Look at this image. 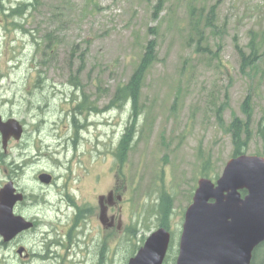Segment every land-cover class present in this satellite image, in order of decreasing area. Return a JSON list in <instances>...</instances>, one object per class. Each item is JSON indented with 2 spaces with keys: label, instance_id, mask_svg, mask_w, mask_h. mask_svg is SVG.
Here are the masks:
<instances>
[{
  "label": "rangeland",
  "instance_id": "obj_1",
  "mask_svg": "<svg viewBox=\"0 0 264 264\" xmlns=\"http://www.w3.org/2000/svg\"><path fill=\"white\" fill-rule=\"evenodd\" d=\"M156 1L38 0L21 20L5 23L0 14V115L23 128L21 139H9L5 149L0 138V187L12 180L26 196L17 212L36 221L32 231L14 241L30 259L20 262L13 243L8 249L0 246V264H50L40 263L39 254L48 241H64L65 235L54 232L70 225V200L92 210L78 227L87 241L80 251H91L85 264H94L100 250L101 264H126L141 237L157 226L159 191L172 198L171 247L164 262L172 264L196 181L204 169L213 182L221 174L233 149L226 128L233 118L244 120L241 105L247 95L252 116L246 154L264 153L258 134L264 58L241 70L238 53L248 52L253 37L264 42V0H166L155 13ZM190 5L203 8L200 20L216 5L215 28L201 30L208 51L197 48ZM148 41H155L156 60L140 95L137 130L143 134L120 166L113 151L128 123L129 105L103 109L116 86L129 79ZM82 93L96 112L74 113ZM224 103L225 128L215 117ZM73 115L80 128L73 127ZM42 171L53 175L51 186L38 181ZM101 194L115 201L104 203V225L98 220ZM49 252L66 264L81 259L71 257L67 247Z\"/></svg>",
  "mask_w": 264,
  "mask_h": 264
},
{
  "label": "water",
  "instance_id": "obj_2",
  "mask_svg": "<svg viewBox=\"0 0 264 264\" xmlns=\"http://www.w3.org/2000/svg\"><path fill=\"white\" fill-rule=\"evenodd\" d=\"M21 132L15 120L0 118L3 147L11 136L18 140ZM38 179L48 184L51 177L40 174ZM22 199L12 182L0 189V235L5 241L32 227L13 215L14 205ZM169 241L168 232L156 230L128 264H162ZM263 241L264 158L241 155L226 162L215 184L206 178L197 181L184 211L175 264H250L254 249Z\"/></svg>",
  "mask_w": 264,
  "mask_h": 264
},
{
  "label": "trees",
  "instance_id": "obj_3",
  "mask_svg": "<svg viewBox=\"0 0 264 264\" xmlns=\"http://www.w3.org/2000/svg\"><path fill=\"white\" fill-rule=\"evenodd\" d=\"M165 1L166 0L156 1V4L154 6L155 13L160 12ZM36 4H38V0H30L29 2L17 3L15 7L9 8L0 5V14L3 17L5 23H7V21H13L15 18L21 20L23 15L32 10ZM202 10V7H196V5H190L187 9L190 20V30L198 36L197 48L201 51H208V47L205 44H201V40L204 38L203 32L201 30H213L215 28L216 5L209 7L203 19L200 20V17L202 18ZM14 25L17 28L22 29V26L18 22L14 23ZM49 36L50 35L48 34L47 37ZM40 47L41 46L39 45V48ZM155 47V41H148L145 44L140 58L138 59L137 64H135L129 79L125 83H120L116 86L107 104L106 109L118 110H122L126 105H129L128 125L120 136L113 152L115 160L120 166H124V164L126 163L127 155L132 149L136 138L142 136L143 134L142 130L139 132L137 130L138 122L143 115V105L140 103V95L146 75L156 60ZM247 48L249 49L247 53L242 50H239L238 52L241 61V70H243L244 67L254 68L255 65L261 61L260 59L264 58L263 40H256L253 37L250 40ZM224 108L225 103L218 106L215 111V117L217 119L218 125L225 128L226 126L222 118V112ZM74 110L75 112L95 110V106H93L92 103H88L87 97L84 93H82V99L77 103ZM241 112L244 115V120L240 118H233L226 128L227 132L230 135L233 147L231 152L232 157L245 153L248 142L251 138L250 122L252 110L248 95L241 105ZM146 120L147 116L145 117L144 122H146ZM72 124L76 128L77 122L74 116L72 117ZM258 134L260 139L263 141L264 147V117L258 123ZM262 154L264 155V153ZM206 163H209V161H207ZM206 163H204L203 165L205 166ZM206 171L207 170L204 169L202 175L208 177L209 172ZM171 207L172 198L165 191L161 193L159 191V204L156 207L155 216L158 220V223L163 227H167ZM263 253L264 247L260 245L254 250L253 260L251 264H257V259H259V257L262 258Z\"/></svg>",
  "mask_w": 264,
  "mask_h": 264
},
{
  "label": "flooded vegetation",
  "instance_id": "obj_4",
  "mask_svg": "<svg viewBox=\"0 0 264 264\" xmlns=\"http://www.w3.org/2000/svg\"><path fill=\"white\" fill-rule=\"evenodd\" d=\"M97 199H99V202L101 201L100 202V207L103 210V204H102V202L104 200L102 201V196L100 195L99 197H97ZM67 205H68V203H67ZM79 211L80 210L78 209L76 215L73 217V219H72V222L73 223H75V221H76V223H79V214H78ZM74 214H75V212H74ZM62 234L65 235L66 236V239H67V243H66L67 250L70 251L71 257L75 258L76 257V254H78V251H79L77 247L82 243V240L84 241V237H83L82 240H81L80 237H76L75 239H73L71 237V233H69V232H62ZM84 242H86V241H84ZM11 243L12 242L4 243V242H2L0 240L1 249L2 250H3V248H7L8 249L9 246L11 245ZM55 245H58L59 248H61V247L65 246V243H63L62 240L59 239L58 241L55 240V241L51 242L48 246H45L44 245L43 253L39 254V262L40 263H47V262H49L50 264H66V260L63 259L62 256L59 257L58 254H56L55 252L54 253L49 252V248L51 246H55ZM15 253H16L15 255L18 257V260L20 262H25L26 263V261L28 260V258L25 259L22 256H19L17 254V252H15ZM101 253H102V250H100V252H97L98 260H96L94 264H101ZM88 255H91V251L88 252Z\"/></svg>",
  "mask_w": 264,
  "mask_h": 264
}]
</instances>
